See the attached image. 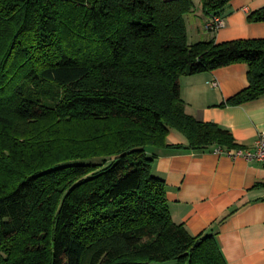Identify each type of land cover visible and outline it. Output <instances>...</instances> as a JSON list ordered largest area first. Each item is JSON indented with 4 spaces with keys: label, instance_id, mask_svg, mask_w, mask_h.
Segmentation results:
<instances>
[{
    "label": "trees",
    "instance_id": "1",
    "mask_svg": "<svg viewBox=\"0 0 264 264\" xmlns=\"http://www.w3.org/2000/svg\"><path fill=\"white\" fill-rule=\"evenodd\" d=\"M231 1L203 11L213 20ZM194 11L0 0V264H228L215 234L173 220L151 152L242 149L187 113L180 82L245 63L249 86L221 107L264 97V39L190 44ZM248 20L264 22V8ZM172 131L190 145H169Z\"/></svg>",
    "mask_w": 264,
    "mask_h": 264
},
{
    "label": "crops",
    "instance_id": "2",
    "mask_svg": "<svg viewBox=\"0 0 264 264\" xmlns=\"http://www.w3.org/2000/svg\"><path fill=\"white\" fill-rule=\"evenodd\" d=\"M193 2L195 11L186 16L190 44L264 39V22L248 20L264 8V0H232L221 14L225 26L216 33L208 30L212 18L203 11L202 0ZM248 72L249 66L239 63L180 82L187 113L231 131L242 149H253L264 133V97L240 106L221 105L249 86ZM168 143L190 145L178 131L170 133ZM217 150H152L158 155L154 173L167 184L173 220L192 236L215 234L228 264H264V163L232 160Z\"/></svg>",
    "mask_w": 264,
    "mask_h": 264
},
{
    "label": "built area",
    "instance_id": "3",
    "mask_svg": "<svg viewBox=\"0 0 264 264\" xmlns=\"http://www.w3.org/2000/svg\"><path fill=\"white\" fill-rule=\"evenodd\" d=\"M225 26V21L221 16L213 18L208 25V30H219ZM213 86H217V82L213 83ZM218 153L226 155L232 160L244 159L247 162H260L264 163V133L261 134L253 149H240L236 151H224L217 150Z\"/></svg>",
    "mask_w": 264,
    "mask_h": 264
},
{
    "label": "rangeland",
    "instance_id": "4",
    "mask_svg": "<svg viewBox=\"0 0 264 264\" xmlns=\"http://www.w3.org/2000/svg\"><path fill=\"white\" fill-rule=\"evenodd\" d=\"M229 5H230V4H229ZM188 21H189V19H188ZM190 22H191V21H190ZM198 23H199V19H197V18L193 19L192 24H193V27H194L195 30L197 29Z\"/></svg>",
    "mask_w": 264,
    "mask_h": 264
}]
</instances>
